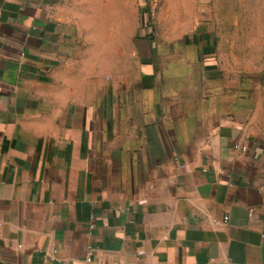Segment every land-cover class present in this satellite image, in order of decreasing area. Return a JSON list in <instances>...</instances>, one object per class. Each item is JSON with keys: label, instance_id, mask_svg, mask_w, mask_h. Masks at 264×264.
<instances>
[{"label": "crops", "instance_id": "crops-1", "mask_svg": "<svg viewBox=\"0 0 264 264\" xmlns=\"http://www.w3.org/2000/svg\"><path fill=\"white\" fill-rule=\"evenodd\" d=\"M151 22L0 0V264H264V73Z\"/></svg>", "mask_w": 264, "mask_h": 264}, {"label": "rangeland", "instance_id": "rangeland-1", "mask_svg": "<svg viewBox=\"0 0 264 264\" xmlns=\"http://www.w3.org/2000/svg\"><path fill=\"white\" fill-rule=\"evenodd\" d=\"M183 1L189 6L188 14L181 13V0L160 1L165 2L164 5L170 4L163 7L164 31L158 26L157 14L150 16L155 36L171 32L173 22L179 26L184 24L190 31L205 24L216 37L223 69L254 76L264 73V0ZM257 179L264 184V167Z\"/></svg>", "mask_w": 264, "mask_h": 264}, {"label": "built area", "instance_id": "built-area-1", "mask_svg": "<svg viewBox=\"0 0 264 264\" xmlns=\"http://www.w3.org/2000/svg\"><path fill=\"white\" fill-rule=\"evenodd\" d=\"M157 0H146L148 14L152 16L156 8Z\"/></svg>", "mask_w": 264, "mask_h": 264}]
</instances>
